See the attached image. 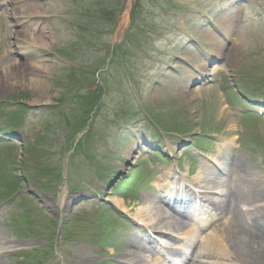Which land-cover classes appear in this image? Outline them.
Wrapping results in <instances>:
<instances>
[{
    "label": "rangeland",
    "instance_id": "rangeland-1",
    "mask_svg": "<svg viewBox=\"0 0 264 264\" xmlns=\"http://www.w3.org/2000/svg\"><path fill=\"white\" fill-rule=\"evenodd\" d=\"M33 1L34 0L27 1V3H24L21 6L10 3L7 10L10 15H13L14 12L19 14L24 13L28 16H31L32 18L53 15L59 12L61 9L59 4H51L41 0ZM211 3L214 5L216 3L218 4V7L213 8L214 17L218 19V22L225 27L230 35L231 33H234L235 37L238 39L234 45H229V47L224 50L222 56L220 57V60L222 61L221 66H224L225 69L223 74H226V76H228L227 78L231 80L232 83L233 79L235 81L244 80L247 78L248 82L257 80L264 81V11L262 10L261 13L259 12L260 7L258 3L256 8H253L252 5L248 6V8H245L246 13H244V15L240 18V24L236 26L235 18L232 19L230 13H225L223 10V6H226L227 4H229V7L231 4L233 6L235 3L234 0H232L231 3L229 0H213ZM154 6L155 3H152L149 0L137 1L135 11L137 12L138 10L140 19L139 23H136L137 28L131 30V32H135V36L134 39L129 42L126 54V59L129 58L131 63L129 65H122V68L127 66L133 70L139 57L142 56L144 52L141 47H148L149 45L150 41L143 33V29L140 27V25H143L146 22L155 23L156 26L160 27L159 31L165 32L170 25L176 24V22L173 21L175 18L172 20L167 17L160 18L155 16V10H153ZM19 7L22 10H18ZM257 7H259V10H257ZM237 10L238 8H236L234 11ZM39 20L40 19L32 20L31 25L33 26ZM184 22L187 27L192 29L193 32L197 34V37L205 42V45L210 43L213 44L218 40V38L215 37L210 31L204 30L201 26V23L195 21L193 16L187 17ZM44 24H46L47 28L41 29V33L43 31L44 32L42 33V40L36 43L38 47L43 46L48 47L47 49L58 50L64 47L68 41H81L79 37L76 36V34L70 35V30L73 29L66 28L63 24H58L55 19H53L50 23L44 22ZM101 25L103 31L98 28L91 33H87L85 30H76L75 32H78L79 35H86L87 37L90 36L91 41L94 42V44L96 43L100 46L101 41L106 42L110 40L111 42H114L115 33H113V30H116V20L114 23H110V27L112 28L111 34H109V31H105V23H101ZM128 25L129 23H126L124 26L122 25L123 27L120 26L123 35H127L129 32ZM30 30L31 28L27 30L26 28L18 27L15 31H13L12 40L14 42V46H16V49H22L27 46L23 37L28 36L29 32L32 31ZM169 38L173 42L175 39L178 41L181 36L172 33ZM168 44L169 43H167V41H165L164 44L161 42H156L155 44H151V47L153 45L165 46V51H167L169 56L170 52L172 51V43L170 45ZM183 47V44L179 43L177 49L181 50ZM103 50L104 49L100 48L94 52L93 49H91L89 53L86 54V57L91 58V61L97 59V57L100 58V55L103 54ZM179 52H182V50ZM44 59L46 60L45 63H42L41 61L26 62L18 58H12L8 53L5 52L3 46L1 45L0 38V105L3 108V111L0 113V121L8 118L7 112L9 111L8 109L10 107L13 106V108H16L18 104H24L26 106L28 105L31 111L37 110L36 112H31L27 119L24 120L25 127H32L36 130V128L39 127V124H41L43 129L44 125L41 122L47 116L43 118H39V116L44 115L45 110L43 109L45 106H47L45 104L51 103L52 100L59 99L60 101L65 98L72 97L67 93V90L64 89V86L70 84L68 82L69 78H67L69 76L68 74L70 73L69 70L64 68V66L59 65L60 63L57 64L56 60L51 56H46ZM82 59L83 57L80 59V61ZM92 63H95V61L90 62L89 64ZM33 66H46L47 69L36 74L31 71L34 69ZM7 70L8 73L6 74ZM78 72L80 74H84L85 77L91 76L93 81L95 80V83L91 78L89 80H85L84 76H80V79L78 78L75 82V84L77 83V87H83V85L91 84L94 86V88L95 86L98 88L97 91L99 88H101L98 86L99 83L94 78V68H86L82 66L81 70ZM120 76L122 84H120L118 87L117 82H114V85H117L118 87L117 90L109 91V95H103L102 100L105 104H107L108 107H106L104 104L105 108L99 117V119H102L100 120V123H98V134L100 136L98 137L95 130V140L97 142L93 148L91 147V144L89 145V148L93 150L92 152L97 153V156L93 159V161H90V159L85 160L86 170L82 171L83 178H76V181L79 184H83V187L87 188L89 191L101 189V191L104 192L101 205L111 203L115 198L122 197L125 200L128 208L131 210V213L135 214V209H137L135 203L141 202V200L146 196L151 197L158 193L155 188L154 179H152L150 182L152 187L149 186L146 188H136L139 184L134 185L133 188H136V191L126 194L124 190L125 188L114 189V185L112 183L105 181L103 178L100 179L98 177V173L96 172L100 162L104 161L102 166H109L107 176L110 177V179L113 177L114 181L119 179L123 180L126 178L124 174L127 173L129 168L133 167V163L136 160L144 159V161H148L146 159L148 156L145 153L143 155L140 154L139 149L141 148L142 144H140L138 150L135 148L137 142L142 141L143 133L146 130L150 131V126L143 124V117H139L140 120L132 124L134 127L135 125L137 126L133 128L135 131L133 130V132H129L130 137H118L117 135L122 128H119L118 126L113 128L115 123H124L126 119L134 117L131 115V111H128L127 109H129V106L136 105V100L133 98L130 90L128 89L127 80H125L124 76ZM102 78L105 77H98V79L101 81ZM155 78L159 79L163 86L153 83L149 85L148 89L145 90V93H147V95L150 94V101L151 99L152 101H161L154 102L153 107L152 105L149 106H151L153 111L162 114V120L164 121L163 123H165L168 127L179 132L187 131L189 134H186L185 137H189V139L192 138L194 133L198 132L199 130H206V132H209L208 134H213L224 139L229 138L230 134L235 133V131L231 130V126L229 125V113L225 108V104L223 98H221L219 90H216V88L211 89V92L207 95L208 92L205 91L209 90L204 91L203 89L195 88L194 85L187 86L186 83L174 84V80L179 82L183 81L178 79L173 74L167 76L166 79L160 75H156ZM119 90L124 91L125 93L118 94ZM180 90L182 91V94H179ZM17 99H19V101ZM138 100H141V102L144 101L140 96ZM237 103L238 106H243V103L240 102L239 99L234 102V105ZM138 109H140L139 105ZM61 125L64 127L63 123ZM41 130L35 131L36 133L40 131L39 135L42 139V142H38L39 147L34 150L35 152H28L26 155L23 153L24 151L29 150L30 147H26L24 149L19 148L14 152L8 151L6 156L2 159L6 161L3 169L7 167L9 173L10 171H16L19 175L22 173H27L26 175H30V177L36 173V169L40 167L43 168L44 166L46 167L47 165L50 166V164H52L55 168H58V165L62 166L64 171H66V168L69 169L68 158L70 152L67 150L64 152L62 149L63 153L65 154L64 159L61 161L57 157V150L58 148L60 149L58 142L63 141L64 137L61 136V134L57 135V132H55L53 129L46 128L44 132ZM194 138H196V141L199 139L196 136ZM85 139L86 141L88 140L87 138ZM173 139L174 140L169 143L170 147L176 145L178 147V145H182V141L178 136L174 135ZM207 150L216 155L218 153H225L228 156H231L232 152L231 145H225V143L209 144L207 146ZM77 151H80V146L77 147ZM80 153L83 154L82 152ZM174 153H178V157L183 154L182 150ZM13 154L15 162L12 161L13 158L12 160L9 159V157L13 156ZM182 158L183 160L180 159L179 161L183 163L184 167H187V164L191 162L190 159L185 160L184 154L182 155ZM149 163L151 164L150 161ZM198 164L199 162L197 161L192 165L194 168L196 167L197 171L206 169L203 165L200 166ZM8 172L6 170H0V197L2 195L3 197L6 195L5 192L8 190L10 185V182L6 183L2 180V178H6ZM132 172L135 173L132 174L133 176L137 175L135 169L132 170ZM202 172L204 173V171ZM90 174L93 176V179L88 177L86 180L85 176ZM133 176L130 178H133ZM194 176H197L196 172L194 173ZM47 177L48 176L44 175L41 177H35L33 179L30 178V181L27 182L26 185L29 189H33L36 187L35 183L40 184L44 182ZM48 186L50 188L44 187V190L40 191L42 196H44V202H40L39 200H34L33 202L34 205L38 206L39 208L34 207L31 203L25 200V198H29V196H25L24 198L20 193L16 196L20 201V206L32 213L30 216L27 213L21 212V216H18L20 219H18V223L16 224L14 219L11 218L13 216L12 207L14 205L9 204L8 202L5 203L4 201L0 202V206L5 209L4 211L6 212V216L8 215L9 220L11 218L12 223L15 225V229L17 231L12 233L13 227H10L9 230L7 228L6 230L5 226L3 224L1 225V232L4 238L13 240V246L10 248L9 253L19 248L21 251H29L30 247L43 244L42 242L31 240V238L24 240L20 239L22 236H24L22 233L26 232V225L30 224L27 222V220H23L24 216L28 215L30 219L34 218L33 224L35 225V223L40 221L41 217L44 218V222H47L52 218L57 219L56 217L59 216V212L61 210H63V215L66 216L65 219H70V228L68 229L70 233H65L66 237L63 239L64 241L60 239L61 234L57 233V240H61V245L64 247L66 254L68 255V258L60 257L56 261L57 264H78L79 259H81V257H85V254L80 252V246L84 245V243L90 240V238L94 239V243H98L106 247L108 246V253H121L124 248L125 238L123 237L126 236V233L124 230L122 232H117L118 230L115 232V229H113L106 231L111 232L114 236L112 234V236L107 234L101 236V233L103 232L100 222V219L102 218V212L101 208H95L98 204H80L73 209L74 202L69 199H65L64 193L61 191L65 188L63 184L58 185V183L52 184L51 182H48ZM19 190L20 188H18V191ZM47 201H51L54 206V213H52L53 215L40 209L42 205H48ZM59 208L61 209L59 210ZM155 225L158 224L156 223ZM96 226H100V228H96ZM131 231H133V229L129 230V232ZM73 233H77L79 239H77L75 243H71L73 246L70 247L68 244L70 239L74 237V235H72ZM14 241H16V243H14ZM9 253L1 258L4 259L3 262L5 264H24L20 258L13 257L11 254L9 255ZM91 254L96 255L95 252H92Z\"/></svg>",
    "mask_w": 264,
    "mask_h": 264
},
{
    "label": "bare ground",
    "instance_id": "bare-ground-1",
    "mask_svg": "<svg viewBox=\"0 0 264 264\" xmlns=\"http://www.w3.org/2000/svg\"><path fill=\"white\" fill-rule=\"evenodd\" d=\"M28 36H31L29 34ZM35 37L31 36L29 39L34 40ZM221 43V44H219ZM223 46V43L219 40V42L215 43L213 45V48L215 51L219 50V53H221V48ZM223 49V47H222ZM218 53V54H219ZM37 71L40 72L43 70H46L44 67L37 66ZM8 73V70L6 71V74ZM182 94V91L180 90V93ZM234 139L231 140L233 142ZM237 163L241 165V167L244 166V160L242 158H238ZM235 168V167H234ZM210 177H207V180L209 182V185H218V187H221L222 185H226V182L228 179L222 180V178L214 173V171L208 173ZM228 180V188L226 189L224 193V197L219 199V207L223 209V212L225 209L223 208L225 204H228V206L235 201H239L236 199L237 194L244 193V188L240 187L245 185V180L242 184H239L238 182V193H234L230 189V184ZM224 183V184H223ZM163 186L160 185V188ZM157 202H160V197L156 196L155 198H151L146 196L144 199L141 200V202L135 203V206L137 209H135V216L137 219L141 220L142 222H145L146 220L152 225L157 228L166 229L164 231H176V233L180 232L179 234H183L187 229V224L183 219H179L177 217H174L170 215L168 212L164 210V208L161 207V205L157 204ZM237 203V202H236ZM114 204L121 208L122 210H126L128 206L126 205V202L119 198L114 200ZM235 212V210H234ZM183 217L184 214L182 215ZM259 217V215H256V218ZM158 225H155V224ZM223 235V234H222ZM222 235L220 234H213L212 237L207 238L206 243L207 246L210 248H221V250L227 251L230 255L237 254L238 257L241 259L239 261L240 263H248V264H264V233L263 232H256L253 229H251L249 226L246 225V223L241 220L240 217L237 218V221L232 227L231 232L229 235L225 238H222ZM221 237V238H220ZM0 241H3V235L0 233ZM9 245L8 242H1L0 246H7ZM191 258L185 262L184 264H198L195 260L197 258V255L193 252L191 253ZM118 258L121 259L122 264H147V256L145 255V250L142 246L138 245V242L136 241L135 237H127L124 248L121 251V253L118 255ZM4 259H1L0 257V264H5L3 262Z\"/></svg>",
    "mask_w": 264,
    "mask_h": 264
}]
</instances>
